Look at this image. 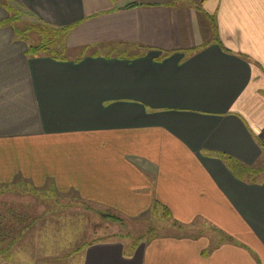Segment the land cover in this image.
Here are the masks:
<instances>
[{"label": "crops", "instance_id": "0c3cea01", "mask_svg": "<svg viewBox=\"0 0 264 264\" xmlns=\"http://www.w3.org/2000/svg\"><path fill=\"white\" fill-rule=\"evenodd\" d=\"M14 4L134 54L30 57ZM263 155L264 0H0V188L34 199L25 227H77L74 264H264V175L233 168ZM100 213L151 234L86 240Z\"/></svg>", "mask_w": 264, "mask_h": 264}, {"label": "rangeland", "instance_id": "374dc122", "mask_svg": "<svg viewBox=\"0 0 264 264\" xmlns=\"http://www.w3.org/2000/svg\"><path fill=\"white\" fill-rule=\"evenodd\" d=\"M11 7V6H10ZM15 4L12 6L18 12V21L16 22V26L19 28H24L32 23H35L37 19H32L28 13H26L23 9L17 8ZM20 13V15H19ZM30 39L32 43H36L38 40L37 35L30 34ZM81 54H101L106 56H124V55H131L134 54V51L129 49L126 51H122L117 46H83L79 48H72L67 51V58H75L80 57ZM263 162L257 163L253 167L261 166L264 163V155H263ZM244 166V165H243ZM246 167V166H245ZM239 170L234 169V171L244 177L247 180H254V179H261L262 176L258 173H251L243 171V167H238ZM4 191V192H2ZM14 192V193H13ZM24 193V191H22ZM42 199L46 200L45 203H50L52 200L55 201L54 197H43ZM60 204L64 203L62 199L57 200ZM56 201V202H57ZM44 202V201H43ZM33 204L34 199L29 198L28 195L22 194L19 190L10 188V189H3L0 188V254H3V257L8 260H15L17 262H21L24 264H67L70 261L69 258H66V255L71 253L75 248V237L73 234L78 229L75 226L68 228H60V227H49L48 229H44L43 227H25L31 223V219L33 217L39 215L38 211H27L20 206L26 207L27 204ZM76 204V203H72ZM54 205V204H53ZM16 208V209H15ZM27 208V207H26ZM14 210V211H13ZM22 210V211H21ZM72 218H75V215L78 218H81L79 214L76 212H70ZM20 216L21 219L16 220V223L12 221L13 216ZM91 217L93 221L91 220ZM114 218H118L117 215L110 214L109 218H103L102 213L99 215V223L97 226L94 225L91 227L92 229L88 228L89 223H95V217H84V228H79V230H87L85 234L89 231V236H84L86 240H93L96 238L106 239L111 237H126V238H137L138 236H145L152 230V227L148 226L149 223L141 221H134L131 219H127L125 217L119 218L118 221H114ZM158 220V219H157ZM31 221V222H30ZM70 223V222H69ZM87 223V228H85V224ZM15 225V226H14ZM27 228V229H26ZM27 230V231H26ZM46 230V233L49 236L48 241H50L51 237L58 239L59 235L65 234L66 237H63L59 243H44L43 242V235L42 233ZM92 230H97L98 233L93 235ZM166 230V229H163ZM155 230L152 231L154 233ZM169 231H175L174 228L169 229ZM41 232L40 235H38ZM82 233V231H80ZM157 232V231H156ZM44 234V233H43ZM84 234V233H82ZM155 234V233H154ZM60 239V238H59ZM13 241L11 247H15L17 250V254L15 253H2L5 248L9 246V243ZM67 252V254H66ZM3 257H1L3 259ZM74 264V262H72Z\"/></svg>", "mask_w": 264, "mask_h": 264}, {"label": "trees", "instance_id": "16d2710c", "mask_svg": "<svg viewBox=\"0 0 264 264\" xmlns=\"http://www.w3.org/2000/svg\"><path fill=\"white\" fill-rule=\"evenodd\" d=\"M6 10L9 12V18L7 22L10 23L11 27L14 29L15 35L27 44L28 56H48L55 60L67 59L66 54L69 50L67 46V38L72 31L73 26L55 27L39 18L35 23H32L24 28H19L16 26L19 11L17 12L12 7H6ZM31 33L35 34V36L37 35L38 40L36 43L31 42ZM238 167H243V171L249 172V174L255 173L258 175L259 173L264 175V163L257 167H245L238 163L233 165V168L237 170L240 169ZM113 220L118 221V218L113 217Z\"/></svg>", "mask_w": 264, "mask_h": 264}]
</instances>
